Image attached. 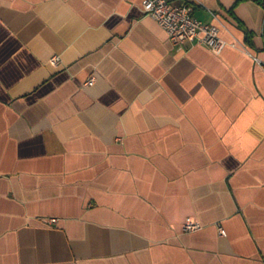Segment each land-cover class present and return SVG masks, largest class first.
<instances>
[{
    "label": "crops",
    "instance_id": "obj_1",
    "mask_svg": "<svg viewBox=\"0 0 264 264\" xmlns=\"http://www.w3.org/2000/svg\"><path fill=\"white\" fill-rule=\"evenodd\" d=\"M141 1L0 0V264H264V2Z\"/></svg>",
    "mask_w": 264,
    "mask_h": 264
},
{
    "label": "built area",
    "instance_id": "obj_2",
    "mask_svg": "<svg viewBox=\"0 0 264 264\" xmlns=\"http://www.w3.org/2000/svg\"><path fill=\"white\" fill-rule=\"evenodd\" d=\"M141 6L145 14L151 16L166 31L173 45L181 46L185 42L202 43L216 52L222 46L216 25L199 20L194 15V6L191 3L176 0H142ZM59 60L58 55L49 59L54 65ZM92 82L93 80L89 79L87 84ZM200 227V222L189 216L181 223L184 232L195 231ZM218 232L220 235L226 234L222 227H218Z\"/></svg>",
    "mask_w": 264,
    "mask_h": 264
},
{
    "label": "trees",
    "instance_id": "obj_3",
    "mask_svg": "<svg viewBox=\"0 0 264 264\" xmlns=\"http://www.w3.org/2000/svg\"><path fill=\"white\" fill-rule=\"evenodd\" d=\"M255 1H258L260 3L264 2V0H255ZM252 38H253L252 33L246 30V40L249 44H252L253 42ZM263 38H264V30H263Z\"/></svg>",
    "mask_w": 264,
    "mask_h": 264
}]
</instances>
